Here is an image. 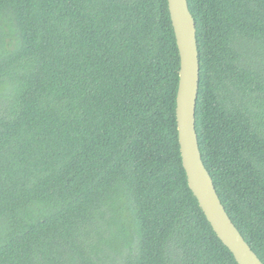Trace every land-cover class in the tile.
<instances>
[{
  "label": "trees",
  "instance_id": "16d2710c",
  "mask_svg": "<svg viewBox=\"0 0 264 264\" xmlns=\"http://www.w3.org/2000/svg\"><path fill=\"white\" fill-rule=\"evenodd\" d=\"M196 131L264 263V0H188ZM168 0H0V264H238L191 191Z\"/></svg>",
  "mask_w": 264,
  "mask_h": 264
},
{
  "label": "water",
  "instance_id": "95a60500",
  "mask_svg": "<svg viewBox=\"0 0 264 264\" xmlns=\"http://www.w3.org/2000/svg\"><path fill=\"white\" fill-rule=\"evenodd\" d=\"M172 25L181 58L176 117L180 151L187 180L216 237L238 264H264L230 220L213 179L207 170L196 131L200 85L197 29L188 0H168Z\"/></svg>",
  "mask_w": 264,
  "mask_h": 264
},
{
  "label": "bare ground",
  "instance_id": "6f19581e",
  "mask_svg": "<svg viewBox=\"0 0 264 264\" xmlns=\"http://www.w3.org/2000/svg\"><path fill=\"white\" fill-rule=\"evenodd\" d=\"M197 199V198H196ZM203 211V210H202Z\"/></svg>",
  "mask_w": 264,
  "mask_h": 264
}]
</instances>
